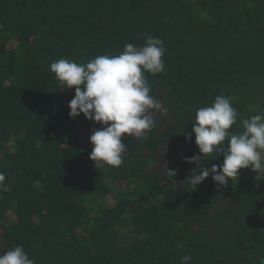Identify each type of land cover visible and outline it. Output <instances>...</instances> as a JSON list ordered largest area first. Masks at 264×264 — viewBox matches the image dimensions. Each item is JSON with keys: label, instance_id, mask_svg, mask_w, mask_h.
<instances>
[{"label": "trees", "instance_id": "1", "mask_svg": "<svg viewBox=\"0 0 264 264\" xmlns=\"http://www.w3.org/2000/svg\"><path fill=\"white\" fill-rule=\"evenodd\" d=\"M149 35L166 50L165 72L145 74L162 109L149 110L146 138L123 137L119 167L95 165L101 126L69 117L75 88L50 65ZM218 95L238 113L230 132L264 115V0H0V255L20 245L35 264H261L264 180L251 166L226 188L212 174L188 180L223 162H188L196 111Z\"/></svg>", "mask_w": 264, "mask_h": 264}, {"label": "clouds", "instance_id": "2", "mask_svg": "<svg viewBox=\"0 0 264 264\" xmlns=\"http://www.w3.org/2000/svg\"><path fill=\"white\" fill-rule=\"evenodd\" d=\"M164 43L161 39L147 36L145 43L137 47L125 44L119 55H100L86 64L68 59H59L50 65V71L63 88H75L74 98L69 102V117L75 119L81 113L90 121L100 124V130H93L89 137L93 145L89 158L96 164L119 167L126 151L125 135L146 138L155 125L149 110H161L162 104L150 95L146 73L156 75L165 72L163 57ZM167 112L166 108H163ZM237 110L231 98L218 95L214 102L196 111L194 126L195 144L198 155L188 162L198 161L202 154H223V162L203 167L188 180L195 187L210 174L218 187L226 188L229 180L238 181L240 170L256 173L264 180V115L256 114L242 121L241 133L230 132L237 122ZM191 141L192 135L187 134ZM227 141V143H225ZM227 144V147H225ZM173 176L174 172L169 171ZM6 177L0 172V187ZM191 256L185 255L180 264H190ZM0 264H35L23 246L17 245L0 255ZM264 264V259L261 260Z\"/></svg>", "mask_w": 264, "mask_h": 264}]
</instances>
